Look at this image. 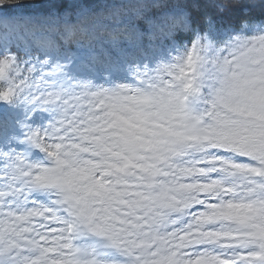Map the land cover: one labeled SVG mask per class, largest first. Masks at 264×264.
Here are the masks:
<instances>
[{"label":"snow or ice","instance_id":"1","mask_svg":"<svg viewBox=\"0 0 264 264\" xmlns=\"http://www.w3.org/2000/svg\"><path fill=\"white\" fill-rule=\"evenodd\" d=\"M0 264H264V0H0Z\"/></svg>","mask_w":264,"mask_h":264}]
</instances>
